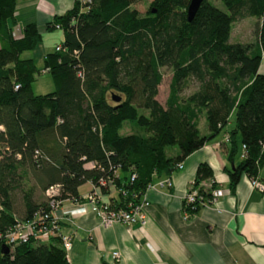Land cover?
I'll return each mask as SVG.
<instances>
[{
    "label": "trees",
    "instance_id": "trees-1",
    "mask_svg": "<svg viewBox=\"0 0 264 264\" xmlns=\"http://www.w3.org/2000/svg\"><path fill=\"white\" fill-rule=\"evenodd\" d=\"M133 1L77 0L52 16L44 29H60L62 38L58 49L43 55L40 70L53 89L34 94L30 83L39 70L20 54L36 47L41 33L27 22L14 35V0H0V264H67L57 235L15 245L3 241L16 221L48 210L45 200L32 199L31 187H21L28 172L42 193L58 184V200H81L80 184L110 179V205L121 207L220 132L231 114L224 131L228 189L242 173L259 178L264 74L256 67L264 51V0H218L225 10L202 0L189 21L188 0H149L143 13ZM245 16L255 18L253 41L228 42L231 22ZM160 67L170 71L162 103L155 98ZM187 80L195 89L182 96ZM127 123L142 132L119 133ZM88 161L92 166L84 167ZM189 185L204 199L216 187L205 162L196 165ZM14 190L21 194L20 218L11 210ZM182 206L198 207L196 201Z\"/></svg>",
    "mask_w": 264,
    "mask_h": 264
},
{
    "label": "crops",
    "instance_id": "crops-1",
    "mask_svg": "<svg viewBox=\"0 0 264 264\" xmlns=\"http://www.w3.org/2000/svg\"><path fill=\"white\" fill-rule=\"evenodd\" d=\"M74 1L77 0H14V35H19L27 22H33L41 33L39 46L24 51L23 57H30L37 64L60 43L61 30L48 31L44 26ZM256 71L264 74V51ZM225 130L188 153L179 168L154 177L144 188L142 195L147 204L141 225L113 222L101 226L83 202L60 201L54 214L58 218V233L70 238V248L64 254L67 264H264V188L251 186L242 173L232 191L228 189ZM175 152L173 149L172 153ZM240 152L241 144L232 164L237 162ZM199 162L209 166L222 195L211 204L189 211L182 206V196ZM165 177L169 186L161 183ZM258 177L264 183L260 170ZM86 183L82 190L83 183L77 187L79 196L90 189V182ZM201 184L208 187L206 180ZM112 250L117 251V259L111 257Z\"/></svg>",
    "mask_w": 264,
    "mask_h": 264
},
{
    "label": "built area",
    "instance_id": "built-area-1",
    "mask_svg": "<svg viewBox=\"0 0 264 264\" xmlns=\"http://www.w3.org/2000/svg\"><path fill=\"white\" fill-rule=\"evenodd\" d=\"M82 2L83 0H78ZM87 1V0H86ZM55 28L57 25L54 26ZM54 49H58V46H54ZM243 145H241V148ZM91 162H85L84 167H91ZM180 167V162L174 164L173 169ZM132 174L130 175V179ZM249 184L262 190L264 183L262 179L257 177L248 178ZM161 183L169 186L168 177L161 180ZM150 185L147 184L146 187ZM100 186L104 187V191L100 190ZM115 191L114 185L110 179L99 178L96 183L91 184L89 190L83 193L80 197L81 200H74V202H83L88 210L97 216L101 226H107L113 222H120L124 224L138 223L141 225L145 218V205L147 201L141 194L136 202H126L123 206L112 207L110 205L109 195ZM59 192L58 184L48 185L43 189V195L45 198L48 210L35 211L28 219L16 221L8 230L3 234V241L8 245H15L19 242H25L28 239L44 241L50 235H57L59 238L60 246L65 254L70 248V238L65 234L58 233L57 216L54 214L55 208L60 201L56 197ZM222 195V190L219 187L210 189L209 196L201 198L195 187L190 185L182 196V202L185 204H192L197 202L198 206L211 204L217 197ZM112 258L117 259L118 253L115 250L110 252Z\"/></svg>",
    "mask_w": 264,
    "mask_h": 264
},
{
    "label": "rangeland",
    "instance_id": "rangeland-1",
    "mask_svg": "<svg viewBox=\"0 0 264 264\" xmlns=\"http://www.w3.org/2000/svg\"><path fill=\"white\" fill-rule=\"evenodd\" d=\"M207 1L221 10H225L223 5L218 0H207ZM148 2L149 0H134L131 6L135 8L139 13H143L147 8ZM254 22H255V18L250 16H245L240 19H234L230 24V34L228 37V42H252L254 37L252 32ZM24 54L25 53L22 52L20 56L23 57ZM35 65L39 71L34 75V80L30 83L31 91L34 94H38L52 90L53 85L49 75L46 72L40 70L41 62L39 63L37 62V64ZM160 72H161V79L159 84L157 85V92L155 98L158 102L162 103L166 94L167 82L170 75V71L165 67H160ZM195 85H196L195 82H193L192 80H187L182 84L180 95L185 96L186 94L190 93L192 90L195 89ZM204 125L205 123L203 119H202V123H200V120L199 121L197 120V128L199 132H203L205 130ZM231 125H232V115H230L228 121L222 127L221 131L219 132V136L221 135V132L224 129H228ZM140 129L141 128L127 123L124 124L123 127H121L119 133L123 134L124 131L142 132V129L141 130ZM170 152H172V149L167 148L166 153H170ZM260 174L264 175V164L260 168ZM20 183H21L20 184L21 187L25 190L29 187L32 188L31 190L32 199L34 201L41 202L45 200L42 190H40V188L37 186L36 180L31 175L30 172L26 173V175L20 179ZM86 186L87 183L86 184L83 183V185L80 186V190L86 188ZM10 196H11L10 198L11 210L13 212V215L17 218H20L22 211L20 191L14 190L10 194Z\"/></svg>",
    "mask_w": 264,
    "mask_h": 264
},
{
    "label": "water",
    "instance_id": "water-1",
    "mask_svg": "<svg viewBox=\"0 0 264 264\" xmlns=\"http://www.w3.org/2000/svg\"><path fill=\"white\" fill-rule=\"evenodd\" d=\"M202 0H188L187 4L185 6V15H186V20H190V18L192 17L193 13L195 12V10L197 9V7L199 6L200 2ZM152 11V10H151ZM114 100H117L118 97H113L111 96ZM230 167H232L230 165Z\"/></svg>",
    "mask_w": 264,
    "mask_h": 264
}]
</instances>
